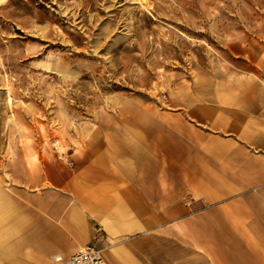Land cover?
I'll use <instances>...</instances> for the list:
<instances>
[{
    "label": "crops",
    "instance_id": "0c3cea01",
    "mask_svg": "<svg viewBox=\"0 0 264 264\" xmlns=\"http://www.w3.org/2000/svg\"><path fill=\"white\" fill-rule=\"evenodd\" d=\"M175 81L171 106L125 98L64 156L17 159L0 187V264H264V46Z\"/></svg>",
    "mask_w": 264,
    "mask_h": 264
},
{
    "label": "rangeland",
    "instance_id": "374dc122",
    "mask_svg": "<svg viewBox=\"0 0 264 264\" xmlns=\"http://www.w3.org/2000/svg\"><path fill=\"white\" fill-rule=\"evenodd\" d=\"M240 46H264V0H0V187L125 98L171 106Z\"/></svg>",
    "mask_w": 264,
    "mask_h": 264
},
{
    "label": "built area",
    "instance_id": "2783aa9c",
    "mask_svg": "<svg viewBox=\"0 0 264 264\" xmlns=\"http://www.w3.org/2000/svg\"><path fill=\"white\" fill-rule=\"evenodd\" d=\"M54 264H106L103 250L95 245L84 246L68 258L54 256Z\"/></svg>",
    "mask_w": 264,
    "mask_h": 264
}]
</instances>
